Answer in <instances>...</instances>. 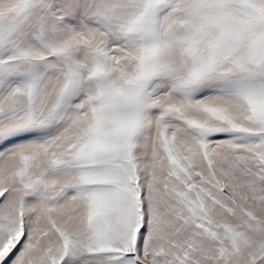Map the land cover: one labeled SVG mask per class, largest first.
Here are the masks:
<instances>
[{"label":"snow or ice","instance_id":"6c2138e0","mask_svg":"<svg viewBox=\"0 0 264 264\" xmlns=\"http://www.w3.org/2000/svg\"><path fill=\"white\" fill-rule=\"evenodd\" d=\"M0 264H264V0H0Z\"/></svg>","mask_w":264,"mask_h":264}]
</instances>
